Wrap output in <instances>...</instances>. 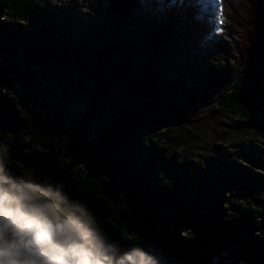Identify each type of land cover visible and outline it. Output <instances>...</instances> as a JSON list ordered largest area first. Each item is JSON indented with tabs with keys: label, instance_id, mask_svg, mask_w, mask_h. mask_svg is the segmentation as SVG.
<instances>
[{
	"label": "trees",
	"instance_id": "obj_1",
	"mask_svg": "<svg viewBox=\"0 0 264 264\" xmlns=\"http://www.w3.org/2000/svg\"><path fill=\"white\" fill-rule=\"evenodd\" d=\"M143 2L96 0L106 6L107 22L82 25L76 34L49 13L47 0H0L6 166L15 176L62 185L122 250L141 246L162 264H264V155L205 150L209 154L194 161L177 149L137 141L132 132L146 120L178 128L183 145L194 143L188 127L208 103L243 120L239 129L255 121L264 110L257 96L264 85V0H221L219 19L235 43L234 59L210 69L196 87L181 80L173 86L150 65L169 30L152 50L127 40L132 32L126 24ZM145 52L149 63L131 76ZM75 97L89 98L77 129L63 108ZM137 100L149 106L136 112ZM103 103L115 120L94 141L91 125Z\"/></svg>",
	"mask_w": 264,
	"mask_h": 264
},
{
	"label": "rangeland",
	"instance_id": "obj_2",
	"mask_svg": "<svg viewBox=\"0 0 264 264\" xmlns=\"http://www.w3.org/2000/svg\"><path fill=\"white\" fill-rule=\"evenodd\" d=\"M144 1L142 10L136 15L137 18L126 24L132 32V35L126 38L130 43L136 44L137 48L145 44L148 50H152L155 49L156 38L165 30H169L160 43L156 57H152L150 63L159 77L171 79L173 86L181 80L188 87H196L199 85L200 77H206L210 69H224L227 65H231L234 59L235 43L226 36V25L219 19L221 0ZM47 2L49 13L55 14L56 20L67 21L68 27L76 34L84 31L82 25L102 26L107 22V8L97 5L96 0H47ZM104 41L107 40L104 39ZM149 54L151 53L145 52L139 56L142 61L131 67V76L138 75L149 63ZM119 56L118 54L117 57ZM59 74L63 81L67 80L63 72ZM87 83L93 84L92 81ZM107 88L115 93L121 91L108 83ZM58 94L56 92L55 98L60 100ZM257 96L264 103V85ZM174 101L179 105L185 103L181 98ZM49 102L55 107L58 106L53 99H49ZM88 103V97H75L72 106L63 107L69 113L68 123L73 128L77 129L80 125ZM136 104V112L149 106L146 101L137 100ZM50 111L54 112L52 108ZM112 112L107 103L100 106L98 115L91 125L94 141H97L98 130L109 127L115 120ZM237 117L230 111L219 109L215 104H206L200 109L199 116L193 118L192 125L188 127L191 129L194 143L189 142L186 146L180 139L181 131L178 128L170 129L145 120L139 121L135 127L132 126V132L137 141L142 140L149 146L155 143L169 149H177L178 153L185 154L194 161L200 159L203 153L208 155L214 153V150L231 154L245 148L264 155V110L255 121L253 118L248 119V126L243 130L236 127L243 122V120L238 122ZM205 150L209 153H205Z\"/></svg>",
	"mask_w": 264,
	"mask_h": 264
},
{
	"label": "clouds",
	"instance_id": "obj_3",
	"mask_svg": "<svg viewBox=\"0 0 264 264\" xmlns=\"http://www.w3.org/2000/svg\"><path fill=\"white\" fill-rule=\"evenodd\" d=\"M0 146V264H162L141 246L108 240L62 185L15 176Z\"/></svg>",
	"mask_w": 264,
	"mask_h": 264
},
{
	"label": "built area",
	"instance_id": "obj_4",
	"mask_svg": "<svg viewBox=\"0 0 264 264\" xmlns=\"http://www.w3.org/2000/svg\"><path fill=\"white\" fill-rule=\"evenodd\" d=\"M237 121H238V122H240V121H241V119H240L239 117H237Z\"/></svg>",
	"mask_w": 264,
	"mask_h": 264
}]
</instances>
